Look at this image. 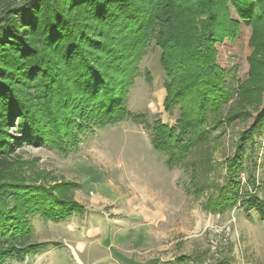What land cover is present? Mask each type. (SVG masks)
Listing matches in <instances>:
<instances>
[{"label":"trees","instance_id":"1","mask_svg":"<svg viewBox=\"0 0 264 264\" xmlns=\"http://www.w3.org/2000/svg\"><path fill=\"white\" fill-rule=\"evenodd\" d=\"M226 1L250 31L248 77L235 90L227 86L215 47L234 38L239 27L224 8ZM152 41L161 51L164 108L179 110L174 125L148 122L126 106L138 63ZM263 92L264 0L0 3V264L23 260L47 245L31 242L32 216L56 222L82 209L71 194L75 182L23 173L12 159L16 146L24 141L67 151L94 126L126 118L144 123L154 149L167 155L165 163L172 168L182 165L194 147L208 144L210 130L250 115L249 107L258 111L240 133L236 154L227 158L224 185L207 206L224 212L240 203L264 217L255 176L248 175L251 190L243 193L237 180L247 141L253 144L264 128Z\"/></svg>","mask_w":264,"mask_h":264},{"label":"rangeland","instance_id":"2","mask_svg":"<svg viewBox=\"0 0 264 264\" xmlns=\"http://www.w3.org/2000/svg\"><path fill=\"white\" fill-rule=\"evenodd\" d=\"M23 2L0 0L1 5ZM224 8L239 27L234 38L215 44L217 63L235 90L248 77L250 31L229 1ZM160 54L152 41L138 63L126 106L148 122L174 125L179 110L164 108ZM262 98L259 110L264 111V92ZM248 109L250 115L210 130L208 144L194 147L182 165L172 168L165 163L167 155L154 149L144 123L132 118L94 126L67 151L22 141L12 159L23 173L75 182L71 194L82 209L56 222L32 216L31 242L47 245L4 264H264L260 211H245L240 203L224 212L207 206L224 185L227 158L236 154L240 133L257 119L258 111ZM242 158L240 193L251 190L246 182L253 174L256 194L264 201V128L253 144L247 141Z\"/></svg>","mask_w":264,"mask_h":264}]
</instances>
